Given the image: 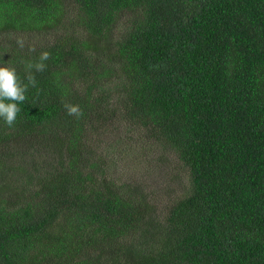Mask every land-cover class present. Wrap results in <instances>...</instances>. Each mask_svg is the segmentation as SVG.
<instances>
[{
	"label": "trees",
	"instance_id": "trees-1",
	"mask_svg": "<svg viewBox=\"0 0 264 264\" xmlns=\"http://www.w3.org/2000/svg\"><path fill=\"white\" fill-rule=\"evenodd\" d=\"M43 51L0 120V264H264V0H0V66ZM122 128L184 168L166 206L108 179Z\"/></svg>",
	"mask_w": 264,
	"mask_h": 264
},
{
	"label": "rangeland",
	"instance_id": "rangeland-1",
	"mask_svg": "<svg viewBox=\"0 0 264 264\" xmlns=\"http://www.w3.org/2000/svg\"><path fill=\"white\" fill-rule=\"evenodd\" d=\"M119 137L123 140L120 145L115 142ZM94 145L103 163L110 167L109 180L118 184L123 181L143 184L153 191L152 196L161 200L163 206H166L169 195L173 197L182 192L181 178L186 179L184 168L159 146H147L138 132L128 133L122 128L116 133L102 135ZM158 159L164 162H157Z\"/></svg>",
	"mask_w": 264,
	"mask_h": 264
},
{
	"label": "clouds",
	"instance_id": "clouds-1",
	"mask_svg": "<svg viewBox=\"0 0 264 264\" xmlns=\"http://www.w3.org/2000/svg\"><path fill=\"white\" fill-rule=\"evenodd\" d=\"M19 47H24V40L17 39ZM50 57L48 51L40 53L38 59L28 60L25 62V73L27 83L20 76L15 66L3 64L0 66V120L12 127L17 119L18 113L21 112V104L26 100V93L31 85L35 87L37 80L35 72H43L47 64L45 63ZM64 108L69 116L81 118L84 113L80 105L70 102L64 103Z\"/></svg>",
	"mask_w": 264,
	"mask_h": 264
}]
</instances>
